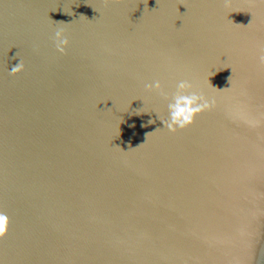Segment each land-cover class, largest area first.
<instances>
[{"label":"water","instance_id":"95a60500","mask_svg":"<svg viewBox=\"0 0 264 264\" xmlns=\"http://www.w3.org/2000/svg\"><path fill=\"white\" fill-rule=\"evenodd\" d=\"M261 56L264 0H0V264H264Z\"/></svg>","mask_w":264,"mask_h":264},{"label":"clouds","instance_id":"9594fccd","mask_svg":"<svg viewBox=\"0 0 264 264\" xmlns=\"http://www.w3.org/2000/svg\"><path fill=\"white\" fill-rule=\"evenodd\" d=\"M107 2L113 3L119 2V0H107ZM82 17L84 16L82 15ZM54 22L57 24H65L62 21ZM54 42L56 50L61 55H64L65 49L69 45V41L65 37L63 29L56 31ZM260 61L261 63H264V56L260 57ZM23 71L24 64L22 61H19L17 65L11 68L10 75L17 76ZM145 87L148 92L154 91L164 99H168V94L164 91V88L159 80H155L152 83L146 84ZM192 89L193 85L190 82L186 80L180 81L177 85L176 94L172 97L171 102L168 103L169 119L164 120L163 118L158 117L163 124V128H166L169 132L175 133L177 129L184 130L187 127L192 126L197 116L203 114L206 111H210L215 107L216 101L214 98L209 99L203 93H198ZM149 123H154V121H149ZM149 135H151V133L147 134L146 140ZM144 144L145 143H142L136 148H139ZM9 225L10 219L7 213L0 212V240L4 239V237L8 234Z\"/></svg>","mask_w":264,"mask_h":264}]
</instances>
